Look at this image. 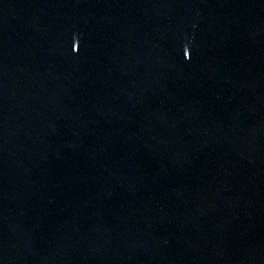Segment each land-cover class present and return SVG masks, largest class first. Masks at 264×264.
<instances>
[{
  "label": "water",
  "instance_id": "95a60500",
  "mask_svg": "<svg viewBox=\"0 0 264 264\" xmlns=\"http://www.w3.org/2000/svg\"><path fill=\"white\" fill-rule=\"evenodd\" d=\"M0 264H264V0H0Z\"/></svg>",
  "mask_w": 264,
  "mask_h": 264
}]
</instances>
